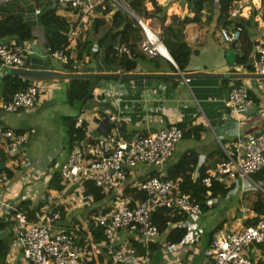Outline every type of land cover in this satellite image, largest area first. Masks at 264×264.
I'll return each instance as SVG.
<instances>
[{
  "label": "crops",
  "instance_id": "1",
  "mask_svg": "<svg viewBox=\"0 0 264 264\" xmlns=\"http://www.w3.org/2000/svg\"><path fill=\"white\" fill-rule=\"evenodd\" d=\"M19 1L13 5L18 4ZM179 1L181 0L160 1L167 7L165 25L170 23L172 15L178 17H183L184 15L193 16V13L188 10L187 0H184L183 10L179 6ZM260 2L261 0H257L256 3L260 5ZM20 3L24 6L23 19L30 25L33 33L32 40L21 44L30 52V57L25 67L31 69H57L60 72H69L64 68V64L51 60L44 34L45 28L34 17V7L31 0H21ZM147 7L150 9V4H147ZM75 9H77L76 12L74 11ZM253 11L256 10H252L251 14ZM58 13L66 16L69 20L76 21L73 30H76L77 35L90 26V23H88L89 16L94 17L96 15L94 10L85 12L82 5L72 4L60 7ZM217 16V8H215L210 17L206 11H202L200 21H190L185 25V40L191 50V54L185 70H179L180 72L226 74L233 73L231 69L234 66L231 67L232 64H238L241 69L238 72L236 71V73H251L246 63L249 62L254 53V46L256 45L254 43L264 41V23L261 21L259 13L253 15L252 22L255 24L249 27L250 40L253 41L254 45L248 61L244 64L236 62L237 55L238 57L243 56V45L247 42L243 34L244 30L239 43L228 44L223 42L219 33L220 27L217 25ZM229 17L233 18L230 15ZM113 32L115 33L116 30ZM141 35L144 38L143 31ZM7 39L11 40L10 38ZM14 41L16 42V40ZM74 42L75 40L71 41L70 48L74 45ZM105 48L107 47L98 48L96 41H94L91 50L92 54L86 60L89 65L85 66L87 67L85 71L90 73L122 72L119 68L104 61ZM116 49L120 52L122 46H117ZM145 55L146 58L139 57L134 67L122 73H176L175 63L171 57L170 60L158 54L152 60H149L151 57L147 54ZM170 64L173 65L174 69ZM249 66L252 68V63ZM76 67L80 71L84 66ZM1 78L0 97H2L3 92ZM104 80L106 81L94 86V97L83 104L80 113L66 101V88L68 85V80L66 79L32 80V84H36L39 90L38 99L34 106L17 113L4 114L0 112V120L6 127L14 131L34 129V134L29 136L27 143L23 146V150L17 156L10 160H0V164L2 163L4 167H7L13 173L12 177L0 186V199H8L17 205L22 201H28L29 206L33 207L37 203L44 202L45 196L51 195L54 201L62 204L65 209L64 218L60 222L65 229L71 231L70 229L78 227L88 231L90 222L97 212V210L94 211V208L101 206V204L105 206L112 205L116 201V197L105 194L106 198L101 202L94 204H86L84 202L83 205H78L80 202L76 203V199L71 194L75 190V186H73L74 188L68 187L65 192H63L62 188L53 186L48 189L47 186L53 175L57 174L58 166L66 158L68 152L81 142L94 141L105 129L113 126H118L119 130L128 136H137L164 128L170 124L181 125L186 135L184 136L183 134L182 139L176 143L170 158L159 168L151 165V168L144 164L138 165L135 172L138 177L146 175L168 176L170 171L180 170V165L177 164L178 160L186 152L191 151L196 155L195 169L191 173V178L195 179L198 173V171L196 172V167L203 165L209 171L221 161L219 160L221 156L218 153V149L220 150L219 142L229 147L231 142L237 137L247 138L249 135L264 132V114H261V110H264V78H242L237 80L240 84H245L249 87L250 95L254 102L246 111L238 114L239 118L234 111L225 105L229 89L236 82V80L231 78L197 76L189 78L188 83H185L183 78L175 77L120 80L125 83L126 92L115 90L117 80ZM120 95H123L122 101L115 105L112 103L110 105V101ZM61 116L76 117L75 123L77 122V125L82 120L87 125L85 137L72 147H67L66 150H64L62 143L63 139L67 137L64 138L62 127L64 124L59 120ZM180 179L181 177L175 179L178 184L181 182ZM228 184L234 186L236 182H229ZM246 190L241 197H238L239 192L236 189L232 192L229 191L224 198L215 196L213 208L207 212L205 211L200 221L203 218L208 219L207 222L211 224V227L219 217H224L216 223L224 221L221 226L223 227L226 221L231 219L232 222L226 228V231L234 229L240 223L242 208L245 206L252 207V203L255 200L253 196L246 193ZM121 200H125V202L130 204L136 201L128 194H125ZM92 213L94 214L92 219H90ZM203 222H201L202 225ZM165 232L159 234L155 242H153L165 250V252L162 250L163 256L160 264H184V259H186V264L208 263V260L203 259L206 257L202 255L200 248V243L202 242L203 245L205 239L192 246H182V244L169 245L165 241ZM122 239L126 242L127 250L130 254L141 256L146 252L144 250L142 254L139 253L141 245L134 237H129L122 233ZM10 250L14 252L16 258H19L20 254L14 237L11 240L8 252ZM157 250L161 249L158 248ZM157 250L154 251L155 253H151L152 257L158 255ZM249 253L251 256L256 257L258 264H264V244L259 246L251 245ZM100 255L108 259L103 253ZM0 264H5V262Z\"/></svg>",
  "mask_w": 264,
  "mask_h": 264
},
{
  "label": "built area",
  "instance_id": "2",
  "mask_svg": "<svg viewBox=\"0 0 264 264\" xmlns=\"http://www.w3.org/2000/svg\"><path fill=\"white\" fill-rule=\"evenodd\" d=\"M99 1L101 0H52L47 8L72 4L82 5L85 12H91ZM111 1L115 5L125 7L123 0ZM256 2L257 0H232L229 15L248 18L252 10L259 9L260 5ZM125 10L133 15L126 7ZM33 13L38 16L41 12L34 9ZM138 20L144 29V40L140 43L142 51H148L146 54L150 57L162 55L150 44L146 25L141 19ZM242 31V25H236L232 28L222 27L219 33L223 42L237 44L242 39ZM73 35H76V31ZM6 39H0V64L25 68L30 52L13 39ZM155 39L161 44L158 36L155 35ZM50 56L63 64L68 61V56L59 50L52 51ZM250 60V72L264 75V41H257ZM239 68L241 69V66L236 64L231 70L236 73L240 71ZM175 69L180 72L176 65ZM1 75L0 69V78ZM184 82L188 83L189 78L184 79ZM116 83L115 90L126 92L124 82ZM38 93L37 85L30 84L25 89L14 92L9 98L0 97V112L17 113L33 107ZM122 96L115 97L110 101V105L120 103ZM253 103L247 85H231L225 105L234 111L238 118V114H242ZM261 112L264 114L263 109ZM31 134H34V129L16 132L0 120V158L4 155L6 159H12L13 151H18L19 154ZM183 134L184 130L175 124L137 136H128L121 132L118 126H113L94 141L81 142L72 148L58 166L57 180L58 184L63 186V192L67 190L68 185H73L76 192L82 193L83 182L89 180L105 194L116 197L112 209L99 208L92 220L93 227L101 228L102 241L99 246L106 248L111 264L161 263V250H157L156 257H152L148 251L149 245L155 242L160 234L157 225L151 220L152 213L159 207L187 215L185 220L177 224L186 230L180 243L182 246L195 244L201 239L204 231L200 221L203 211L193 192L181 191L177 181L168 176L138 177L135 172L138 165L142 164L159 168L170 158ZM219 147L224 159L201 178V183L206 189L205 199L208 207L215 202L210 191L213 180L227 185L229 182H236L230 191L236 189L239 192L238 197H241L247 185H252L255 189L261 188L258 181L252 178V174L260 173L264 177V132L249 135L247 138L237 137L229 147L219 142ZM7 180L6 174L0 173V186ZM131 188L145 192L146 198L142 202L134 201L132 204L121 200L127 194L126 190ZM262 192L264 194V190ZM45 199L46 202L35 220H28L16 203L0 199V217L4 221L14 223L13 237L20 254L19 258H16L10 250L5 264H84L90 260V256L86 255L88 245L93 249L91 257L96 260L99 246L89 237H86L82 244H76L72 233L61 225L60 212L52 210L59 202L54 201L51 195H47ZM241 211L240 223L234 229L218 232L209 245L202 249L203 256L212 260L211 264H258V260L251 256L249 250L251 245L264 243V214L257 216L251 207H243ZM248 219L254 222L245 224L243 221ZM122 233L137 239L146 252L141 256L130 254L126 242L122 239Z\"/></svg>",
  "mask_w": 264,
  "mask_h": 264
},
{
  "label": "trees",
  "instance_id": "3",
  "mask_svg": "<svg viewBox=\"0 0 264 264\" xmlns=\"http://www.w3.org/2000/svg\"><path fill=\"white\" fill-rule=\"evenodd\" d=\"M21 1V0H20ZM13 5L18 0L0 1V38H10L16 40L17 44H23L33 39L32 28L24 21L23 12L24 6L20 3ZM124 4L129 8L134 16L142 19L156 18L161 27L162 32L159 35L161 43L166 48L170 57L174 61L175 65L180 71H184L188 65L189 56L191 50L185 40L184 27L190 21H200L202 11H206L209 17L213 14L215 8L218 10L217 25L221 27H231L236 25H242L244 30V37L247 39L246 44L243 45V56L236 58L237 63L244 64L248 61V57L252 51L253 45L249 35V27L253 23V15L259 13L261 21L264 23V0H261L259 10L253 11L248 18L234 17L230 18L228 15L229 7L232 0H187L188 10L193 13L192 17L184 15L178 17L172 15L169 24L165 25L167 19L165 5L159 4V0H123ZM33 7L42 8L40 15V22L43 28H45L44 34L46 37L47 45L50 51L59 50L68 56V61L64 64L69 72L77 71L76 66L89 65L87 58L92 54V46L96 41L98 48L103 47L109 34H112L113 46H109L104 49V61L119 68L122 72L134 67L139 57L146 58L145 52L140 48V43L144 40L142 37V28L137 20L130 14L117 7L111 0H101L94 7V13L90 21V26L78 33L75 39L74 45L70 48L71 37L69 32L74 29L76 21L69 20L66 16L58 13V8H47L50 6L52 0H31ZM150 4L151 8L147 7ZM75 12L77 9L74 10ZM116 32L114 33L113 31ZM122 46L120 52L116 49L117 46ZM119 49V48H118ZM98 53V52H97ZM96 53V54H97ZM95 54V55H96ZM149 56V55H148ZM157 56V55H155ZM153 56V57H155ZM153 57H151L152 60ZM170 66L173 65L170 64ZM251 70V67L248 66ZM174 69V68H173ZM106 81L104 79L92 80L86 78H73L68 80L66 88V101L69 105L74 106L79 113L82 106L88 100H91L93 95L94 86L98 83ZM3 85L2 97L8 98L16 91L23 90L32 84V80L23 79L19 76L4 73L1 78ZM236 85L240 82L236 81ZM76 118V117H75ZM75 118L70 116H64L61 118L66 137L68 140L69 148L75 145L78 141L82 140L87 132V125L84 120L80 121L78 125L75 123ZM182 128L181 125H178ZM183 129V128H182ZM20 130H17L19 132ZM186 132H184V136ZM220 148V147H219ZM219 156L223 160V154L221 149H218ZM6 158L1 155L0 160L4 161ZM219 161V162H221ZM180 170L170 171L168 177L175 180L177 177H181V182L178 184V188L183 192L192 191L196 197L203 212H207L211 208L206 205L204 195L206 192L205 187L201 183V178L207 175L208 169L205 166L198 167V177L191 178V173L195 169L196 155L194 152L188 151L185 155L178 160ZM0 172H4L9 178L12 177V171L2 165ZM264 179L262 174H254L253 179ZM48 189L55 186L57 188H63L58 184L57 174L48 182ZM232 188V185L223 184L219 181H212L211 196L224 198L228 191ZM127 194L138 202H142L146 198V193L137 189L131 188L126 190ZM83 196H91L92 203H98L103 201L106 196L101 188L96 187L91 181L87 180L83 182ZM46 198V196H45ZM46 202L37 203L33 207L29 206L28 201H22L19 203V208L24 212L28 220L37 219L36 215L40 213L42 205ZM90 203V204H92ZM100 206V205H99ZM94 208V211L99 208ZM257 216L264 214V195L256 197L251 207ZM52 210H58L61 214V220L64 218L65 209L62 204H57L52 207ZM108 210V208H107ZM93 211V210H91ZM187 215L185 213H179L177 210L168 209L165 207L157 208L151 216V220L157 225L159 233L165 232V241L169 245H176L182 242V239L186 233L185 227H180L177 224L185 220ZM251 219L245 221V224H251ZM13 225L12 221H4L0 217V263L5 262V258L10 249L11 240H13ZM172 225V227H171ZM222 229L221 225L213 228L209 234L206 244L207 247L212 240L213 236ZM67 230V229H66ZM74 236V242L76 244H82L86 237L99 246V242L102 239V232L100 227H93L92 221L90 222L89 230H83L76 227L70 229ZM264 244V243H263ZM258 244V245H263ZM158 244L151 243L148 247L149 253H153L157 250ZM99 252L96 255V260L99 264H111L106 248L98 247ZM144 248H139V253L144 252ZM93 249L89 245L87 246L86 255L90 256V260L84 264H96L93 257H91ZM103 253L108 259L104 258ZM205 257V256H204ZM207 258V257H206ZM208 263L211 264V259L207 258Z\"/></svg>",
  "mask_w": 264,
  "mask_h": 264
},
{
  "label": "water",
  "instance_id": "4",
  "mask_svg": "<svg viewBox=\"0 0 264 264\" xmlns=\"http://www.w3.org/2000/svg\"><path fill=\"white\" fill-rule=\"evenodd\" d=\"M0 1H6V0H0ZM184 4L185 1L181 0L179 1V6L181 7V10L184 9ZM134 18L139 21L138 17L134 16ZM139 23V22H138ZM140 24V23H139ZM142 31L144 32V29L142 27ZM112 34H109L106 41L104 42L103 46L104 47H109L113 45L111 41ZM166 58L170 59L169 54L166 56ZM249 62L246 63V66H249ZM0 69L2 72H6L11 75L19 76L23 79H30V80H49V79H73V78H86V79H92V80H97V79H115V80H134V79H141V78H192V77H197V76H203V77H214V78H231L234 80H240L242 78H254V79H260L264 78V75H259V74H252V73H203V72H195V73H190V72H176L175 74L173 73H143V72H98V73H90L85 71L87 67H83L80 71L78 72H60L57 69H30V68H15V67H10L6 65H0ZM18 151H13L11 153V156H16ZM2 166V163L0 164V167Z\"/></svg>",
  "mask_w": 264,
  "mask_h": 264
},
{
  "label": "rangeland",
  "instance_id": "5",
  "mask_svg": "<svg viewBox=\"0 0 264 264\" xmlns=\"http://www.w3.org/2000/svg\"><path fill=\"white\" fill-rule=\"evenodd\" d=\"M160 1H162V0H160ZM159 1V4H162L163 5V3L162 2H160ZM124 2V1H123ZM117 4V3H116ZM119 7H121V8H123V10H124V6H122V5H119V4H117ZM246 10V9H245ZM124 11H126V10H124ZM127 12V11H126ZM128 13V12H127ZM167 13H168V11H167ZM177 14H180V13H177ZM91 19H92V17H90L89 16V19H88V23H90V21H91ZM143 21V20H142ZM144 22V24H146L147 25V27L156 35V36H158L161 32H162V27H161V25H160V23H159V21L156 19V18H152V19H147V20H144L143 21ZM148 51H146L145 53H147ZM238 54H239V52H237ZM54 60V61H59L58 59H56V58H51V60ZM60 62V61H59ZM234 66V64H232V66L231 67H233ZM239 70H240V68H239ZM247 80V79H246ZM245 80V81H246ZM63 116H61V117H59V120H61V118H62ZM61 123H63L62 122V120L60 121ZM62 127H63V130H64V138L66 137V132H65V128H64V125H62ZM63 148H64V150H66L67 149V147H69L68 146V140H67V138H65V139H63ZM60 150H62V148H60ZM149 168H151V166H149ZM253 176H254V174H252V178H253ZM254 180H256V181H258L257 183L260 185V187L261 188H253V186L252 185H250V186H248L247 185V190H246V193H248V194H250L251 196H253L254 197V199L256 198V197H259V196H261V194H263V190H264V179H262V180H258V179H255L254 178ZM73 187V185H68L67 186V189H68V187ZM252 186V187H251ZM74 188V187H73ZM71 194L73 195V197H74V199H76V203L77 202H80L78 205H83V203L84 202H86V204H90V203H92V199H91V196H86V197H82L81 195V193L80 192H76L75 190H73L72 192H71ZM264 195V194H263ZM84 199H86V201H84ZM74 204H75V202H74ZM85 204V205H86ZM112 207H113V204L112 205H109V206H105V205H102L101 204V206H99V208H108L109 210L110 209H112ZM246 207V206H245ZM248 207V206H247ZM234 212V211H233ZM93 214L94 213H92L91 214V217H90V219H92V216H93ZM222 217H219V219H217L216 221H215V223L214 224H212V226L210 227V225L211 224H209V222H207V220L205 219V218H203V220L201 221V222H203L204 220V222H203V229H204V231H203V233H202V238H201V240L200 241H198L199 243L202 241V240H204L205 239V241L208 239V234H209V232L213 229V227H215L218 223H216V222H218L219 220H222L221 219ZM93 220V219H92ZM231 222H232V220L231 219H229L228 221H226V223L224 224V226L222 227V229H221V231H226V228L231 224ZM224 228V229H223ZM204 241V244L202 245V242L200 243V248L202 249L204 246H205V244H206V242ZM197 243V242H196ZM193 244H191V246H192ZM202 245V246H201ZM160 249H161V251L163 250V252H165V250H164V248H162V247H159ZM155 253V252H154ZM203 259H206L207 260V258H203ZM182 261V260H181ZM185 263L184 264H186V259H184L183 260ZM164 262V261H163ZM165 263V262H164Z\"/></svg>",
  "mask_w": 264,
  "mask_h": 264
},
{
  "label": "clouds",
  "instance_id": "6",
  "mask_svg": "<svg viewBox=\"0 0 264 264\" xmlns=\"http://www.w3.org/2000/svg\"><path fill=\"white\" fill-rule=\"evenodd\" d=\"M6 1H8V0H6ZM158 2H159V1H158ZM124 5H125V4H124ZM260 5H261V2H260ZM125 7L129 10V8H128L126 5H125ZM56 8H57V7H56ZM259 8H260V7H259ZM34 9H39L40 12L42 11V8H40V7H39V8H38V7H34ZM34 9H33V10H34ZM58 9H59V8H58ZM121 9H122V8H121ZM124 10H125V8H124ZM126 11H127V10H126ZM129 11H130V10H129ZM127 12H128V11H127ZM128 13H129V12H128ZM33 14H34V13H33ZM130 14H131V13H130ZM40 15H41V13H40ZM40 15H38V16L36 15L37 17L34 15V17L40 21ZM132 16L134 17V15H132ZM233 18H234V17H233ZM141 20H142V19H141ZM137 22H138V21H137ZM143 23H144V22H143ZM139 25H140V24H139ZM140 26H141V25H140ZM141 28H142V26H141ZM74 31H76V30H73V29H72V30L70 31V33H69L70 37L72 38L71 41H72V40H75V39H76V36H77V32H76V35H73V32H74ZM143 33H144V32H143ZM0 39H2V38H0ZM13 40H14V39H13ZM159 40H160V39H159ZM160 42H161V41H160ZM161 44H162V43H161ZM19 45H21V44H19ZM162 45H163V44H162ZM163 47H164V45H163ZM164 49L166 50L165 47H164ZM55 51H56V50H55ZM166 51H167V50H166ZM51 52H52V51H50V48H49V46H48V54H49V56H50V53H51ZM145 54H146V53H145ZM168 54H169V53L167 52V55H168ZM159 55H160V54H159ZM162 56H163V55H162ZM164 57H165V56H164ZM50 58H53V57L50 56ZM62 64H63V63H62ZM0 65H1V64H0ZM15 68H20V67H15ZM25 68H28V67H25ZM30 69H31V68H30ZM77 69H78V68H77ZM78 71H79V69H78L77 71H74V72H78ZM2 73H5V72H2ZM181 73H183V72H181ZM117 81L119 82L120 80H117ZM76 125H77V122H76ZM108 129H110V128H108ZM105 130H107V129H105ZM105 130H104V131H105ZM20 131H21V130H20ZM20 131H19V132H20ZM104 131H103V132H104ZM16 132H17V131H16ZM103 132H102V133H103ZM102 133H101V134H102ZM17 155H18V153H17ZM17 155H16V156H17ZM13 157H15V156H11V158H13ZM196 171H198V169H197ZM198 175H199V173H198ZM198 175H196V178L198 177ZM6 176H7V175H6ZM7 177H8V176H7ZM8 180H9V177H8ZM232 187H233V186H232ZM210 189H211V188H210ZM231 189H232V188H231ZM231 189H230V190H231ZM230 190H229V191H230ZM229 191H228V192H229ZM205 195H206V192H205ZM205 195H204V199H205ZM211 197H212V196H211ZM213 198H214V197H213ZM205 201H206V199H205ZM205 203H206V202H205ZM213 204H214V203H213ZM213 204H212V205H213ZM212 205H211V206H212ZM211 206H210V207H211ZM98 209H99V208H98ZM98 209H97V211H98ZM106 209H107V208H106ZM108 210H109V209H108ZM96 213H97V212H96ZM203 214H204V212H203ZM219 223H220V222H219ZM219 223H218V224H219ZM223 223H224V221L221 222L219 225L222 226ZM218 224H217L216 226H218ZM216 226H215V227H216ZM215 227H214V228H215ZM220 231H221V230H220ZM220 231H219V232H220ZM216 234H217V233H216ZM214 236H215V235H214ZM214 236H213V237H214ZM201 238H202V236H201ZM198 241H200V240H198ZM257 246H259V245H257ZM203 248H204V247H203ZM203 248H202V249H203ZM202 249H201V253H202ZM202 255H203V254H202ZM94 260H95V258H94ZM95 262H96V264H99V263L97 262V260H95Z\"/></svg>",
  "mask_w": 264,
  "mask_h": 264
},
{
  "label": "bare ground",
  "instance_id": "7",
  "mask_svg": "<svg viewBox=\"0 0 264 264\" xmlns=\"http://www.w3.org/2000/svg\"><path fill=\"white\" fill-rule=\"evenodd\" d=\"M147 34H148V37H149L150 44L155 46L156 51H158L159 53H161L163 56L166 57L167 56V51H165V49H164L162 44L157 42V40L155 39V34L148 27H147Z\"/></svg>",
  "mask_w": 264,
  "mask_h": 264
}]
</instances>
